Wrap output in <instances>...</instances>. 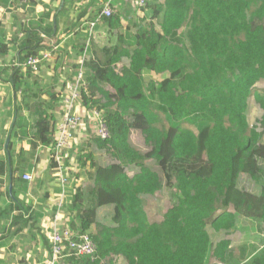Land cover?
Returning <instances> with one entry per match:
<instances>
[{
  "label": "trees",
  "instance_id": "obj_1",
  "mask_svg": "<svg viewBox=\"0 0 264 264\" xmlns=\"http://www.w3.org/2000/svg\"><path fill=\"white\" fill-rule=\"evenodd\" d=\"M10 4L11 0H0L3 7ZM142 12L139 31L129 36L132 41L105 47L101 57L87 64L89 94H83V105L88 111L104 112L109 138L95 135L81 149L75 167L78 170L90 162L92 185L85 190L75 188L66 210L69 216L76 213L72 229L89 234L97 253L94 261H62L116 264L124 258L125 264H264V249L241 247L237 254L229 239L214 242L210 233L234 230L237 214L264 223V95L256 89L264 80V0H148ZM105 22L109 27H121L118 13ZM4 28L0 23V61L10 51L1 38ZM54 29L49 27L52 33ZM38 35L28 32L24 48L16 55L19 63L43 53L36 47V41L41 43ZM125 58L129 65L117 71ZM12 70L11 75H17L20 68ZM7 73L8 68L1 66L0 81L10 83L15 92L23 90L18 79L4 81ZM149 73H168L170 77L147 81ZM57 95L51 97L50 106L40 97L32 107L16 106L9 141L2 142L10 158L0 159V175L9 164L14 165L11 136L31 137L33 151L45 145L52 159L57 137L54 111L62 101ZM252 97L263 111L262 132L249 125ZM156 105L175 123L168 130L159 126ZM24 110L34 120L32 129L22 116ZM182 124L205 136L204 142ZM23 127L28 129L23 131ZM133 132L143 140L147 152L135 147ZM92 145L113 162L98 165L86 153ZM22 154L23 149L17 156ZM149 159L156 161L162 175L145 163ZM133 164L140 172L129 176L127 168ZM75 174L80 178V173ZM241 175L249 176L260 187V194L234 185ZM163 187L175 190L176 202L161 221L152 223L142 197L155 196ZM9 188L8 194L16 195ZM103 194L115 201V227L97 222ZM93 225L94 234L88 232Z\"/></svg>",
  "mask_w": 264,
  "mask_h": 264
},
{
  "label": "crops",
  "instance_id": "obj_2",
  "mask_svg": "<svg viewBox=\"0 0 264 264\" xmlns=\"http://www.w3.org/2000/svg\"><path fill=\"white\" fill-rule=\"evenodd\" d=\"M11 1L8 7L0 5V23L5 25L1 38L10 47L9 57L0 61V67L8 68L4 81L10 82L12 77L18 79L23 90L15 92L10 83L0 81V159L6 161L10 154L2 142L9 141L7 137L17 119L16 106L32 107L38 97L44 105L50 106L53 94L65 92L67 83L76 76L77 64L87 38L86 24L101 9L100 0H30L28 8L22 7L19 0ZM138 8V0L113 1V9L120 17L121 27H109L106 22L98 25L89 51L92 58L101 57L105 47L121 44L122 41L126 45L132 41L129 36L139 31L141 25H138V17H143L142 9ZM50 26L55 27L53 33L49 30ZM28 32L39 34L37 39L41 43L36 41V47L44 51L53 50L55 61L53 64L44 63L39 74H31L20 67L17 75H11L14 73L12 69L18 67L16 55L24 48ZM125 60L129 61L125 58L117 65V71L121 66L126 67ZM108 90L113 92L112 88ZM61 105L62 102L56 104V121L60 119ZM22 116L32 129L34 120L29 111L24 110ZM30 139L11 136L14 165L11 167L9 164V168L0 175V264H43L51 252L49 231L55 218L60 189L55 171L51 168L48 147L42 145L33 151ZM21 149L23 154L18 157ZM24 173L33 174V181H24ZM90 185L92 183L87 181L82 189ZM10 186L16 195L11 192L8 194ZM75 215V212L71 216L67 215L66 210L58 225H70ZM99 215L98 210L97 219Z\"/></svg>",
  "mask_w": 264,
  "mask_h": 264
},
{
  "label": "built area",
  "instance_id": "obj_3",
  "mask_svg": "<svg viewBox=\"0 0 264 264\" xmlns=\"http://www.w3.org/2000/svg\"><path fill=\"white\" fill-rule=\"evenodd\" d=\"M100 1V11H98L95 17L86 24L87 38L77 64L76 76L72 82L67 83L65 92L62 93L63 95L61 94V113L60 119H58L59 122L56 126L57 137L54 148L52 149V159L50 155V162L53 161L55 164V167L52 170L55 171V179L60 192L57 197L55 218L49 231L51 252L43 264H59L60 261L70 258L76 260L90 258L94 261L97 253L96 245L91 240L89 234L73 230L68 223H66L67 225H63V227H60L58 224L61 218L64 217L67 204L71 199L72 191L75 188H79L75 185H71L67 165L73 160L72 153L75 151L74 148L77 142L76 136H79L78 131L81 129L84 122L83 115L85 113H90V115L93 116V118L91 119L90 117V119H95L97 121L98 129L95 135L98 138H109V130L104 121V112L97 109L88 112L86 107L82 105L83 94H89L88 73L90 74L91 72L88 71L87 64L92 59L89 51L92 47V42L96 37L97 27L100 23L105 22L106 19L113 17L115 14L113 9L114 0ZM147 2L148 0H138V7L143 9ZM20 3L22 7L28 8L30 0H21ZM54 61L53 50H47L43 51L40 55L29 56L23 63H18L17 66L31 74H39L44 63L53 64ZM85 140H87V138H85ZM71 167L69 168L71 172L80 173L81 168L77 170L74 166L72 168L74 171H72ZM22 179L26 182H32L33 174L24 173Z\"/></svg>",
  "mask_w": 264,
  "mask_h": 264
},
{
  "label": "rangeland",
  "instance_id": "obj_4",
  "mask_svg": "<svg viewBox=\"0 0 264 264\" xmlns=\"http://www.w3.org/2000/svg\"><path fill=\"white\" fill-rule=\"evenodd\" d=\"M141 8H138V10ZM142 12V11H141ZM143 13V12H142ZM144 16V13H143ZM141 24V18L138 17V25ZM102 54V53H101ZM122 63V62H121ZM126 66L129 65V61L125 60ZM121 66L119 69H121ZM170 77V74L164 73L163 75H156L155 73L146 74L147 81L161 82ZM1 79V78H0ZM256 89L264 95V80L260 81L256 85ZM82 104V102H81ZM83 105V104H82ZM156 111L160 114V123L159 126L168 130L172 124H175L171 118L164 112L162 106L156 105ZM163 110V111H162ZM84 122L81 129L78 131L79 136L77 138L75 151L72 153V161L68 163V171H69V179L71 185H75L77 187L82 188L85 183L88 181L92 183L89 173L92 171L88 166L90 162H87L86 166L81 165L82 170L80 171V178H77L75 172H71L69 168H72L77 163V157L81 154L80 149H85L86 143H88L92 137L97 133L98 125L97 121L91 120L93 118L92 115L85 113ZM249 125L250 127L257 126L259 127V131L262 132V128L260 127L259 121L263 116V111L259 104L256 102L255 98L252 97L249 101V107L247 112ZM91 117V119H90ZM58 123V121H57ZM183 127L192 129L200 138V142L203 143L205 136H200L195 128H192L188 124H182ZM87 138V140H85ZM132 139L135 144V147L143 152H147L146 147L144 146L143 140L139 137L138 133H132ZM76 141V140H75ZM91 144V143H90ZM169 154L170 152L167 151ZM86 153H90L94 156V161L97 162L100 166H106L113 162L110 157L101 150H98L96 146L92 145L86 148ZM201 156L204 155V148L201 147L200 151ZM71 157V155H70ZM147 165L152 167L156 172L162 175L161 170L158 167V164L154 159H149L145 162ZM264 167V166H263ZM74 171V170H72ZM140 172V168L136 165H130L127 168V173L129 176L137 175ZM204 176L207 175L206 172H202ZM84 175V176H83ZM79 185V186H78ZM234 185L238 188L243 189L249 193L254 195L260 194V187L254 183L249 176L241 175L237 179H235ZM72 191V190H71ZM176 192L174 189L163 187L162 190L156 194L155 196H143V205L144 209L148 215L150 222H158L163 219L164 214L167 212L169 208H171L176 202ZM70 202V201H69ZM114 204L115 201L111 197L104 195L102 196V208L99 209L100 215L98 216L97 222L107 227H115L116 223L113 219L114 217ZM89 233H96V226L93 225L91 229L88 231ZM212 235V239L214 242L221 240L223 238H227L232 242V247L236 249V253L239 254V250L241 247L246 248L247 251H251L253 247L258 249V252H261L264 249V223H258L254 220H250L241 215H236V227L234 230L226 233H216L213 230H210ZM59 264H69V262L60 261ZM116 264H125V259L120 258L116 260ZM243 264V263H242Z\"/></svg>",
  "mask_w": 264,
  "mask_h": 264
}]
</instances>
